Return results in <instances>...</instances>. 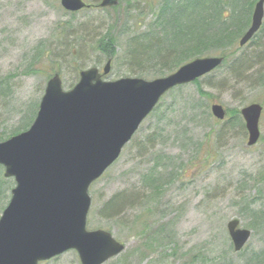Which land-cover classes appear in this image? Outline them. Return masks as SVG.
Masks as SVG:
<instances>
[{
	"label": "rangeland",
	"instance_id": "rangeland-1",
	"mask_svg": "<svg viewBox=\"0 0 264 264\" xmlns=\"http://www.w3.org/2000/svg\"><path fill=\"white\" fill-rule=\"evenodd\" d=\"M256 1H243L247 8L238 16V27L252 19ZM164 2L121 0L116 7L71 13L61 0H0V138L8 139L34 120L55 67L62 68L65 89L78 82L82 69L96 66L102 72L108 58L96 49V42L105 35L116 44L106 79L169 75L152 59L141 67L130 65L127 54L129 38L158 23ZM240 37L231 35L222 43L230 48L235 41L233 52L239 54ZM257 38L244 46L246 53L260 50L264 32ZM210 50L201 56L222 55ZM49 55L53 60L46 58ZM259 62L242 79L229 75L228 66H223L198 84L170 91L119 159L90 186L88 229L112 231L126 245L122 254L104 264L123 260L128 264H260L258 256L264 259V109L261 137L252 146L247 144L242 115L233 116L251 103L264 106V60ZM214 103L224 106V121L212 115ZM156 128L163 134L147 145L146 154L139 152L141 141ZM154 168L156 185L150 188L144 176ZM4 172L0 166V178ZM6 180L15 185V179ZM7 186L4 183L0 189V203L5 205L11 198ZM124 192L139 197L121 217L104 218V205ZM234 218L253 234L241 253L235 251L228 234L227 223ZM41 264L82 263L76 251L68 250Z\"/></svg>",
	"mask_w": 264,
	"mask_h": 264
},
{
	"label": "water",
	"instance_id": "water-1",
	"mask_svg": "<svg viewBox=\"0 0 264 264\" xmlns=\"http://www.w3.org/2000/svg\"><path fill=\"white\" fill-rule=\"evenodd\" d=\"M68 11L89 7L84 0H61ZM120 0H101L112 8ZM250 28L240 40L248 43L264 20V0H258ZM224 56L198 57L168 76L129 77L109 81L110 58L103 73L84 69L72 89L63 88L59 73L50 77L38 114L28 130L0 142V164L13 177L10 203L0 218V264H39L75 250L82 264H104L123 253L126 245L105 229L88 230L92 204L89 190L113 163L163 95L181 84L210 73ZM263 105L241 110L248 145L260 138ZM212 113L226 117L223 105ZM235 250L241 251L252 234L236 218L228 223Z\"/></svg>",
	"mask_w": 264,
	"mask_h": 264
},
{
	"label": "trees",
	"instance_id": "trees-1",
	"mask_svg": "<svg viewBox=\"0 0 264 264\" xmlns=\"http://www.w3.org/2000/svg\"><path fill=\"white\" fill-rule=\"evenodd\" d=\"M243 1L245 0H165L164 4L160 7L161 13L157 21L158 23H151L147 30L144 32H137L129 38L127 42V54L130 65L141 67L144 61L146 62L152 59L153 62L159 64L163 70L169 73L190 61L192 56L194 58L209 52L208 50H210L211 45H214L215 48L210 51L220 52L222 56H225V62L221 67L228 66L227 72L234 78H244L245 74L259 65V61L262 59L264 60V42L259 44V51L256 52L255 50L252 53H246L243 49L244 47L238 46L236 47L238 51L242 50V53L239 54L238 52H233L236 45L235 41L230 45V48L225 47L226 45L222 43V40H230L231 35L232 38L237 37V35H242L245 29L250 25V18L240 27L236 24L239 20L238 16L242 14L245 7L247 8V6L244 7L242 5ZM89 2L97 6L100 4L101 0H90ZM261 32H264V23L262 28L255 34L253 40L258 39L257 37ZM100 39V41L96 42V49H98L101 54L106 55L107 58L114 57L116 54L114 50V47H116V44H114L115 40H113L110 35H105ZM212 40L216 41V43L212 44ZM64 49L66 48L64 47ZM60 57L59 55L57 58ZM46 58H48V60H50V58L53 60L50 55L46 56ZM75 68L77 71H80V68ZM53 71L62 73V68L55 67ZM136 72L139 73V71ZM199 81L200 79L194 81V83L198 84ZM200 91H202V89H200ZM205 94L209 95L207 93ZM233 114L234 117L238 116V118H240L241 116L239 110H236ZM31 119L28 122H30ZM31 122L29 124H23V128L19 129V131L26 130L31 125ZM19 131L14 132L13 135L19 133ZM163 132L162 129L159 130L157 128L151 131L150 134L146 135L145 140L141 141L138 151L146 154L145 149L147 145L149 143H155L158 135L163 134ZM0 140L3 139L0 138ZM154 170L155 168L152 169L151 173L144 176V182L150 188L156 185L157 173H154ZM174 176L175 173L173 174V178ZM6 179L9 178L1 176L0 189H2L4 183H7L6 192H10L12 184ZM161 187L162 186H159V188ZM125 192L112 196L110 201L104 205L102 211L104 218L111 220L116 219V217H121L122 213H124V209L129 207L128 205L132 203L133 199L139 197H136L135 193L134 196H131L129 193ZM1 195L2 194H0V198ZM5 203V201L0 203V210L2 207L3 209L5 208ZM5 206H7V204ZM252 260L253 257L251 258V262ZM259 260H261L260 264H263L262 262H264V259L258 256V261ZM128 263V261L123 260L120 264Z\"/></svg>",
	"mask_w": 264,
	"mask_h": 264
}]
</instances>
